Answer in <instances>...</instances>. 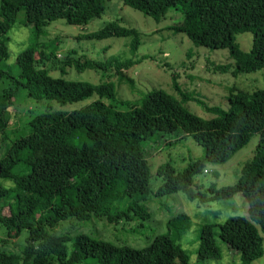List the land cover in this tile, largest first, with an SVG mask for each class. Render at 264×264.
I'll return each mask as SVG.
<instances>
[{
	"label": "trees",
	"instance_id": "1",
	"mask_svg": "<svg viewBox=\"0 0 264 264\" xmlns=\"http://www.w3.org/2000/svg\"><path fill=\"white\" fill-rule=\"evenodd\" d=\"M110 0H0V143L14 119L10 112L20 97L55 101L57 109L30 117L24 125L27 135L8 144L0 156V227L7 238L24 239L23 249L9 254L0 249V264H204L219 260L220 250L216 238L236 251L240 264H250L262 255L264 233V89L240 91L229 97L228 109L199 102L209 114L200 118L190 112L184 103L191 96L171 73V87L177 97L160 89L150 90L139 99L118 95L113 82L94 84L73 81L62 76L49 75L45 64L61 62L65 67L107 70L114 66L122 78L121 68L152 56L137 60L111 56L104 62L83 56L74 58L68 51L58 60L59 41L39 42L37 38L51 22L62 20L67 25H86L105 10ZM158 22L172 9L178 14L167 29L183 33L194 45L208 49H226L231 64L215 65L221 72L233 75L264 69V0H118ZM22 13L24 23L31 25L32 37L27 48L19 53L16 66L6 64L9 58L8 32ZM241 33L252 35L249 51L236 43ZM94 39L109 37L129 38L130 51L135 53L143 43L141 34L132 27L109 22L93 33ZM133 86L132 79L127 78ZM94 97L89 104L70 110L66 107ZM12 132H17L16 130ZM258 144L250 159L240 169L233 186L210 188L206 192L194 183V177L204 172L207 164L229 160L245 146L252 136ZM164 136L174 137L169 145L191 139L203 149V156L176 173L170 166L160 168L163 176L154 197L161 198L182 192L187 199L208 203L229 199L236 193L247 201V216H231L222 224H204L200 227L196 263H188L181 247L166 235H157L144 247L133 248L92 239L86 234L74 237L50 232L60 222L73 218L79 222L93 217L110 224L141 221L127 230L140 233L144 222L152 215L143 201L152 194L149 187V166L145 168V190L129 193L114 186L116 175L123 165L111 168L89 166L65 174L36 175L30 161L40 143L69 146L77 151L91 147L94 142L107 138L130 139L139 148L146 141ZM6 137V135H5ZM143 151V150H142ZM9 181V185L4 182ZM111 192V200L105 195ZM173 236L180 237L190 224L189 217L178 213L169 222ZM25 234L24 237L22 234ZM142 234V233H141ZM71 243V252L67 244Z\"/></svg>",
	"mask_w": 264,
	"mask_h": 264
},
{
	"label": "rangeland",
	"instance_id": "2",
	"mask_svg": "<svg viewBox=\"0 0 264 264\" xmlns=\"http://www.w3.org/2000/svg\"><path fill=\"white\" fill-rule=\"evenodd\" d=\"M105 10L97 18L92 19L86 25H67L62 20L51 22L43 29L37 38L39 42H49L54 39L59 41L56 56L63 60L68 51H74V58L83 56L90 60L104 62L111 56H118L123 61L126 58L133 60L141 56H152L134 63L129 68H121V78L114 66L107 70L85 68L78 71L75 67H65V74L60 73L61 62L49 61L45 64L49 75L62 76L73 81H87L94 84L113 82L118 95L139 100L144 93L160 89L178 98L171 87V73L178 75V82L191 98L184 106L200 118H208L209 114L199 102H205L210 106H218L223 109L229 107V97L237 95L240 91H252L256 88L264 89V69L233 75L230 71L221 72L215 69V65L231 64L226 49H208L194 45L183 33L169 31L176 21L178 14L170 10L165 19L158 22L145 16L133 8L123 5L118 0L105 1ZM23 14L17 16V20L8 32L9 58L6 64L15 67L17 56L27 48L32 37V27L24 23ZM117 22L120 26L132 27L141 34L143 43L135 53L130 51L129 38L109 37L94 39L93 33L97 32L109 22ZM252 35L241 33L236 36V43L243 51H249ZM127 78L133 80L131 86ZM94 100V97L79 101L67 106V109H79ZM47 108L57 109L55 101L46 99L34 100L23 97L11 107L14 115L11 124L3 135V143H0V156L7 151L8 144L18 137L27 135L24 125L27 120L37 114L46 111ZM16 130L17 132H12ZM6 135V137H5ZM174 137L164 136L146 141L139 148L130 139L107 138L94 142L91 147H85L77 151L69 146L38 144L30 161L34 165L36 175L65 174L68 172L89 166H102L111 168L115 164L123 165V170L116 175L114 186L129 193L145 190V167L149 166V187L152 194L143 201L148 207L152 217L144 222L145 229L140 233H132L127 229L142 223L131 221L110 224L104 219L93 217L89 221L79 222L68 218L58 226L50 229V232L59 235L74 237L77 234H86L92 239L100 240L115 246L127 245L133 248L144 247L147 242L157 235H166L172 238L187 256L188 263H196L197 248L199 242L200 227L204 224H222L231 216H247V201L240 193L232 198L200 203L197 200H189L182 192L157 198L154 193L161 185L163 176H158L160 168L170 165L176 173L182 171L187 164L203 156V149L191 139H185L181 143L169 145ZM258 144V136L251 137L249 142L233 154L224 163L207 164L204 172L194 177V183L200 186L202 192L210 188L222 189L233 186L240 175L242 164L250 159ZM143 150V151H142ZM9 185V181L4 182ZM112 193L105 195V200H111ZM185 213L190 224L180 237L173 236V228L169 221L178 213ZM262 237V255L250 264H264V233L258 228ZM142 233V234H141ZM24 233L22 236L24 237ZM216 245L220 250L219 260H209L204 264H240L239 254L230 249L226 244L216 238ZM24 239L7 238L0 227V249L9 254L18 253L23 249ZM68 254L71 252V243L67 244ZM181 258L176 259L179 264ZM86 264H94L86 261Z\"/></svg>",
	"mask_w": 264,
	"mask_h": 264
}]
</instances>
